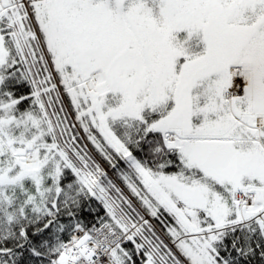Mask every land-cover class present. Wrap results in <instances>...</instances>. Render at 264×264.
I'll list each match as a JSON object with an SVG mask.
<instances>
[{"label": "snow or ice", "instance_id": "obj_1", "mask_svg": "<svg viewBox=\"0 0 264 264\" xmlns=\"http://www.w3.org/2000/svg\"><path fill=\"white\" fill-rule=\"evenodd\" d=\"M0 264H264V0H0Z\"/></svg>", "mask_w": 264, "mask_h": 264}]
</instances>
